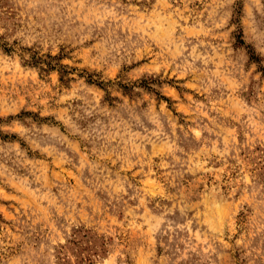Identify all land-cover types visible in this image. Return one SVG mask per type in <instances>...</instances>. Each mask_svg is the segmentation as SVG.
Instances as JSON below:
<instances>
[{
	"label": "rangeland",
	"instance_id": "1",
	"mask_svg": "<svg viewBox=\"0 0 264 264\" xmlns=\"http://www.w3.org/2000/svg\"><path fill=\"white\" fill-rule=\"evenodd\" d=\"M0 264H264V0H0Z\"/></svg>",
	"mask_w": 264,
	"mask_h": 264
},
{
	"label": "trees",
	"instance_id": "2",
	"mask_svg": "<svg viewBox=\"0 0 264 264\" xmlns=\"http://www.w3.org/2000/svg\"><path fill=\"white\" fill-rule=\"evenodd\" d=\"M50 60H52L53 58H49ZM47 66L49 67V69H53V68H55V67H58V65L57 64H51V63H48L47 64Z\"/></svg>",
	"mask_w": 264,
	"mask_h": 264
}]
</instances>
